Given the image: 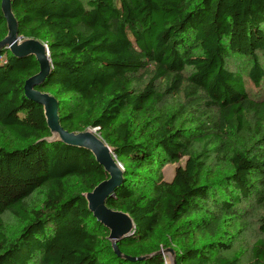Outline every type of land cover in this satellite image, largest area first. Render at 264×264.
Wrapping results in <instances>:
<instances>
[{"label": "trees", "instance_id": "1", "mask_svg": "<svg viewBox=\"0 0 264 264\" xmlns=\"http://www.w3.org/2000/svg\"><path fill=\"white\" fill-rule=\"evenodd\" d=\"M12 7L19 36L49 47L53 71L39 90L58 101L62 128L98 129L123 166L107 206L129 214L135 229L119 250L150 258L116 256L85 199L106 172L91 153L46 141L44 109L24 92L39 65L2 50L0 264H166L165 249L176 264H264V100L246 83L260 89L264 80V0ZM243 59L244 71L231 69ZM180 96L186 102L169 112L165 99ZM183 160L165 180V167Z\"/></svg>", "mask_w": 264, "mask_h": 264}, {"label": "water", "instance_id": "2", "mask_svg": "<svg viewBox=\"0 0 264 264\" xmlns=\"http://www.w3.org/2000/svg\"><path fill=\"white\" fill-rule=\"evenodd\" d=\"M13 1L2 0L1 2L7 35L0 41V51L9 50L17 58L34 57L36 59L39 72L25 82L24 92L29 100L39 104L44 109L47 126L52 135L46 141L61 142L70 147L80 148L95 157L96 162L106 172L108 179L85 195L89 211L110 232L109 240L112 242L117 257L132 263L147 260L150 258L149 256L132 257L123 255L117 246L118 242L132 236L135 229L134 221L129 214L112 210L107 206L108 199L115 195L124 182L122 164L117 160L114 150L97 134L96 129L75 133L62 128L58 101L54 96L39 90L53 71L49 47L41 41L19 36L18 21L13 13ZM167 252L174 255V251L171 249ZM159 253L161 254V252ZM173 264H176L175 259Z\"/></svg>", "mask_w": 264, "mask_h": 264}, {"label": "rangeland", "instance_id": "3", "mask_svg": "<svg viewBox=\"0 0 264 264\" xmlns=\"http://www.w3.org/2000/svg\"><path fill=\"white\" fill-rule=\"evenodd\" d=\"M246 67V60H235L232 64H231V69L232 70H236L237 72V68H239V70L244 71ZM191 70L190 69H186V75L188 76L190 74ZM245 74V73H244ZM247 80V88H248V93L251 96V98H254L255 100H264V80L261 84L260 89H255L254 86L252 85V83ZM186 101H184V97L180 96V98L178 100H174L173 97H168L165 99L164 104L166 106V109L169 112H174L177 110L178 105L180 103H185ZM183 125H185L186 128H190L189 125V118L185 119V121H183ZM185 164V160H183L182 162L178 163V164H173V165H167L164 169V174H165V180L167 181H171L175 175V171L179 166H184ZM253 210V207L250 209V212ZM16 226H11L10 225V231L13 233V231L15 230ZM249 236H246L244 239H246L248 241ZM252 238V236H251ZM167 250L169 249H165L161 252V254L165 257L166 260V264H173V260L175 259V255H172L171 253L167 252ZM246 250H247V244L243 243V244H239L238 247H236V253L240 255V257L242 258V260L244 261L246 258Z\"/></svg>", "mask_w": 264, "mask_h": 264}, {"label": "built area", "instance_id": "4", "mask_svg": "<svg viewBox=\"0 0 264 264\" xmlns=\"http://www.w3.org/2000/svg\"><path fill=\"white\" fill-rule=\"evenodd\" d=\"M98 131V129H96Z\"/></svg>", "mask_w": 264, "mask_h": 264}]
</instances>
